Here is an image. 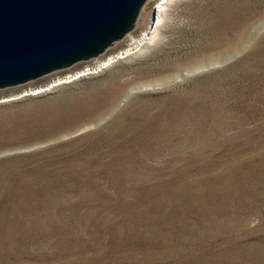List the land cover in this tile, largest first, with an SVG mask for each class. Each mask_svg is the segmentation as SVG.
<instances>
[{"label": "rangeland", "instance_id": "1", "mask_svg": "<svg viewBox=\"0 0 264 264\" xmlns=\"http://www.w3.org/2000/svg\"><path fill=\"white\" fill-rule=\"evenodd\" d=\"M140 10L0 89V264H264V0Z\"/></svg>", "mask_w": 264, "mask_h": 264}, {"label": "water", "instance_id": "2", "mask_svg": "<svg viewBox=\"0 0 264 264\" xmlns=\"http://www.w3.org/2000/svg\"><path fill=\"white\" fill-rule=\"evenodd\" d=\"M149 0H0V89L100 57Z\"/></svg>", "mask_w": 264, "mask_h": 264}, {"label": "bare ground", "instance_id": "3", "mask_svg": "<svg viewBox=\"0 0 264 264\" xmlns=\"http://www.w3.org/2000/svg\"><path fill=\"white\" fill-rule=\"evenodd\" d=\"M165 1H168V0H165ZM163 7V6H162ZM162 7H158L157 8V13H158V16H157V19H156V23L155 24H157L158 22H159V14H160V10H161V8ZM109 65V63H107V62H105V63H103V64H101V65H98V67L95 69V70H102L103 68H106L107 66ZM53 86V85H52Z\"/></svg>", "mask_w": 264, "mask_h": 264}]
</instances>
